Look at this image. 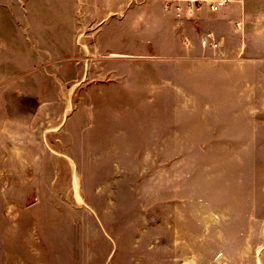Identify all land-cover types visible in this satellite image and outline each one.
Wrapping results in <instances>:
<instances>
[{"label": "rangeland", "instance_id": "1", "mask_svg": "<svg viewBox=\"0 0 264 264\" xmlns=\"http://www.w3.org/2000/svg\"><path fill=\"white\" fill-rule=\"evenodd\" d=\"M161 9L0 0V264H264V54Z\"/></svg>", "mask_w": 264, "mask_h": 264}, {"label": "crops", "instance_id": "2", "mask_svg": "<svg viewBox=\"0 0 264 264\" xmlns=\"http://www.w3.org/2000/svg\"><path fill=\"white\" fill-rule=\"evenodd\" d=\"M252 1L247 0V4H232L217 13H211L207 10L202 11L194 20H181L175 16L167 14L162 5L160 12V25L162 28V36L169 37L171 43H175L178 47L183 44L188 51L181 52L185 58L191 59L194 56L204 55V50L216 51L222 61L219 64L222 67L229 64L238 65L248 64L259 58L260 54H264V21L256 20L252 12ZM236 23L240 26L237 27ZM188 28V36H184L188 40L186 43L181 40L182 26ZM207 35H212L219 43L217 48H204L201 41ZM235 42L237 46L231 49V44ZM180 48V47H179ZM180 49V50H181ZM243 61V62H241ZM188 64H191L188 62ZM241 67V66H240ZM238 68V67H236Z\"/></svg>", "mask_w": 264, "mask_h": 264}, {"label": "built area", "instance_id": "3", "mask_svg": "<svg viewBox=\"0 0 264 264\" xmlns=\"http://www.w3.org/2000/svg\"><path fill=\"white\" fill-rule=\"evenodd\" d=\"M243 4L244 0H162L163 9L167 14L181 20H194L199 13L207 10L217 13L232 4ZM239 27L240 24L236 23ZM204 48H217L219 43L212 35H207L201 41Z\"/></svg>", "mask_w": 264, "mask_h": 264}]
</instances>
